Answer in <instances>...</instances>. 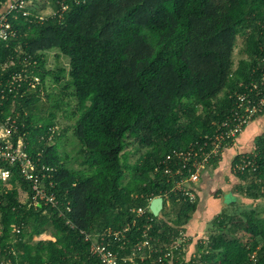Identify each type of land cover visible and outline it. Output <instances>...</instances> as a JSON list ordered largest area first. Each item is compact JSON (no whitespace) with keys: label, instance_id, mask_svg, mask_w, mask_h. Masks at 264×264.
<instances>
[{"label":"trees","instance_id":"16d2710c","mask_svg":"<svg viewBox=\"0 0 264 264\" xmlns=\"http://www.w3.org/2000/svg\"><path fill=\"white\" fill-rule=\"evenodd\" d=\"M11 23L18 34L0 40V65L10 58L14 63L0 68V82L23 68L25 58L36 61L29 67L40 84L22 96L5 91L0 121L18 115L28 154L36 159L40 152V163L53 168L44 181H52L47 190L55 194L58 207L28 206L29 183L16 167L0 163L12 171L10 189L0 181V259L12 264H101L90 254L84 233L128 225L119 252L129 253L148 239L153 252L141 264H264V208L253 204L264 198V133L256 137L253 152L246 153L256 169L233 172L240 181L239 195L252 203L239 207V201L231 202L213 217L206 243L196 241L194 256L183 258L173 250L171 261L156 262L173 248L179 230L186 232L198 195L193 203L171 196L157 217L148 209L150 198L164 199L170 187L161 173H154L158 161L211 134L230 112L234 94L256 77L264 0H69L61 20L39 23L18 17ZM239 36L245 56L233 67ZM54 48L67 58V69L46 68L45 52ZM49 75L55 83L66 75L60 94L70 90L75 101L67 115L73 123L60 133L51 131L56 112L43 117L39 126L30 124L31 117L23 112L38 101ZM54 107L61 109L60 103ZM67 129L77 142V167L57 151ZM130 139L145 148L132 164L125 151ZM19 188L25 192L23 200ZM138 207L145 209L140 217L132 212ZM46 230L53 239L39 237ZM110 245L118 249V243Z\"/></svg>","mask_w":264,"mask_h":264},{"label":"built area","instance_id":"2783aa9c","mask_svg":"<svg viewBox=\"0 0 264 264\" xmlns=\"http://www.w3.org/2000/svg\"><path fill=\"white\" fill-rule=\"evenodd\" d=\"M70 1L84 2V0ZM68 7L69 0H0V40L9 41L17 36L18 30L12 26L11 20H17L18 17H23L29 22L39 23L50 18L61 20ZM24 60L23 68L9 73L5 81L0 82V86L3 85L1 99L4 98L5 91L12 93L13 97L18 93L22 96L40 84V78L31 74L32 70L29 67L31 62L35 64L36 61H27L25 58ZM256 60V65L253 68L254 72H258L256 77H253L241 91L234 94V103L230 112L215 123L213 132L205 134L186 149L171 150L154 167V173H161L166 182L170 183L169 189L163 195L166 205L169 206L171 196H174L177 202H195L198 195L196 183L203 171L212 165L211 162L215 158L221 156L223 150L236 147L238 137L243 129L264 112V41L259 45V56ZM13 63L14 60L10 58L8 63L1 64L0 68L4 70L7 65ZM48 139L51 140V136ZM26 146V133L19 132L18 115H8L0 121V163L16 167L19 174L29 183L32 195L28 206L37 207L44 204L58 207L55 194L47 190V187L52 188V181L49 180L48 183L44 181L50 178L53 168L40 163V152L37 153L36 159L29 155ZM245 169L255 170L256 164L253 157L250 158L241 153L239 161L233 166V171ZM11 176L10 168L0 167V181L3 186L6 187ZM154 197L156 196H152L150 200ZM66 209L70 210L68 206ZM132 212L136 217H140L144 214L145 209L138 207ZM59 215H62L61 210ZM65 223L74 227L68 219H65ZM127 231L128 225H125L120 229H107L102 233H84V239L89 242L90 254L97 257L101 264H127V262L141 264L150 257L153 249L149 240L146 239L137 243L129 253L121 255L119 249L124 248L126 243L124 237ZM111 242L118 243V249H113L110 245ZM187 242L188 235L185 231L179 230L173 248L158 255L156 262L162 263L167 258L171 261L173 250H176L179 255H183L184 258ZM202 242L206 243V239L203 238ZM250 259L255 260L254 253L251 254ZM0 264H12V262L10 259H0Z\"/></svg>","mask_w":264,"mask_h":264},{"label":"crops","instance_id":"0c3cea01","mask_svg":"<svg viewBox=\"0 0 264 264\" xmlns=\"http://www.w3.org/2000/svg\"><path fill=\"white\" fill-rule=\"evenodd\" d=\"M262 133H264V112L243 129L238 137L236 147H229L223 150L217 163L215 165L212 164L201 174L196 185L198 190L197 208L186 224V234L188 235L186 256L195 254L194 245L196 241L206 236L208 223L211 219L235 200L234 198H244L236 190L240 181L233 173L232 161L238 154L252 153L255 138ZM6 187L10 189L11 184H6ZM21 192L23 191L19 188L18 195ZM23 193L25 194V192ZM227 194L231 195L229 203L223 199V195ZM260 201L264 202V198L254 201L253 204H256L259 208H264V205H259L258 202ZM45 233L46 231L40 235L42 236L40 238L44 239Z\"/></svg>","mask_w":264,"mask_h":264},{"label":"rangeland","instance_id":"374dc122","mask_svg":"<svg viewBox=\"0 0 264 264\" xmlns=\"http://www.w3.org/2000/svg\"><path fill=\"white\" fill-rule=\"evenodd\" d=\"M243 48V37L239 36L236 39L235 47L233 50V62L235 67L238 61L243 58L245 55L242 52ZM45 61H46V68L51 70H58L59 68L63 67L64 69L68 67V60L65 56L61 55L59 51L54 48L49 51L45 52ZM67 76L65 75L58 83H55L52 80V76H46L44 82L41 86L40 95L38 96V101L35 102L32 106L23 108L24 115H29L31 117L30 124L32 125H41L43 117H48L51 111L56 112L55 117V127L54 130L56 133H60L61 130L65 127H69L73 123V116H67L71 110L75 107V101L69 95L70 90L67 91L68 95L62 96L60 94V89L62 85L66 82ZM61 98V99H59ZM55 103H60L61 109H57L54 107ZM71 129H67L64 132V135L59 139V146H58V153L65 157V154L68 156L69 163L72 166L77 167V163L75 160V148L77 146V142L74 136L71 133ZM256 139V138H255ZM58 145V144H57ZM145 148L141 147L137 141L134 139L127 140V145L125 148L126 156H127V163H134L137 158L140 156L141 153ZM127 179V173L125 180ZM198 183V182H197ZM196 183V184H197ZM20 199H24L25 194L21 192L19 195ZM224 201L229 203L231 201V195H223ZM234 198L232 202L239 201L240 203H236V206L243 207V205H249L252 201L248 198ZM165 199V198H164ZM164 202H166L164 200ZM259 205H264L263 201L258 202ZM239 204V205H238ZM231 209V208H229ZM208 228V227H207ZM42 237V236H39ZM44 239L53 238L52 232L50 230H46V233L43 236ZM37 239V237H35Z\"/></svg>","mask_w":264,"mask_h":264},{"label":"water","instance_id":"95a60500","mask_svg":"<svg viewBox=\"0 0 264 264\" xmlns=\"http://www.w3.org/2000/svg\"><path fill=\"white\" fill-rule=\"evenodd\" d=\"M163 208V198L161 196H156L152 198L149 202L148 209L153 216L157 217Z\"/></svg>","mask_w":264,"mask_h":264}]
</instances>
